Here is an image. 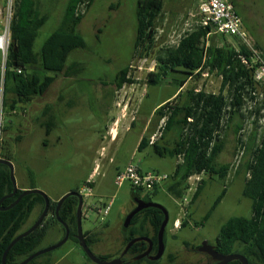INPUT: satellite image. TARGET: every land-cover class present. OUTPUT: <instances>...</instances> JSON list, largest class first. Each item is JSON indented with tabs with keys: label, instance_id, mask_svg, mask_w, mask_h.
<instances>
[{
	"label": "rangeland",
	"instance_id": "1",
	"mask_svg": "<svg viewBox=\"0 0 264 264\" xmlns=\"http://www.w3.org/2000/svg\"><path fill=\"white\" fill-rule=\"evenodd\" d=\"M236 1L242 9L241 16L251 43L254 48L259 47L260 51H257L264 57V0ZM11 2L0 0V33L3 32ZM138 2L139 0H94L86 12L77 30L87 46L85 49L75 50L68 58V66L76 63L80 69L75 79L65 80L63 84L67 107H62L66 112L61 111L59 129L54 133V136L59 134L62 137V142L58 146L54 142V150L44 147L43 131L40 129H35L31 137L21 142L22 144L14 143L22 116L12 114L9 107L4 108V129L8 127L10 131L8 150L13 154L17 167L22 168L27 182L29 180L36 183L43 189L38 190L47 194L50 200L57 199L71 189L90 188L93 196L89 197V204L95 205L98 200L111 204L105 223L92 210L86 219L83 216L84 233L97 226L100 228L95 235L100 239L98 247H92L96 256L116 258L125 245L123 224L134 208V190L130 182L118 186L115 183L117 174L134 163L142 169L171 177L179 162L178 159L156 156L150 147L140 151L139 145L144 137L149 138L158 131L162 120L156 115V111L177 96L178 86L171 82L183 77L172 73L160 83L148 86L149 74L158 69V57L168 47L175 45L180 35L196 25L200 0H165L163 12L152 30L155 43L149 54L143 48L135 52ZM38 3L41 13L48 16V21L39 31L35 43L36 52L59 29L68 0H38ZM207 39L210 44L219 46L224 43L238 46L241 43L232 37L220 38L215 34ZM126 67H129L128 77L133 83L118 90L115 86L116 77ZM40 74L42 77L52 75L45 72ZM60 77L62 76L59 75L57 79ZM221 83L222 78L217 73L204 72L191 78L182 92L195 90L219 94ZM59 85L60 82L50 92ZM252 96L254 99L248 97L239 113L229 115V124L224 133L225 150L218 158L219 164L231 165L228 177L222 179L219 175H201L193 178L188 181L190 189L182 200L169 192L171 181L153 196L152 202L162 205L169 216L166 250L161 264H170L168 256L171 254L176 257L175 264H209L210 255L198 248L204 242L215 244L222 227L232 218L252 215V200L243 193L249 178L247 166L264 134V84L257 83L256 93ZM240 125L241 130L238 129ZM114 128L117 133L112 140ZM160 134L161 131L154 134L157 135L155 140L163 145L177 137L172 132L162 139ZM5 137L6 134V143ZM26 167H29L32 174L30 171L29 174L26 172ZM203 179L205 188L198 200L193 201L198 184ZM225 189L226 194L221 203L206 220L205 217ZM185 199L188 201L184 203ZM83 215H86L84 210ZM37 217L38 212L35 211L24 229ZM176 220L187 222V225L175 229ZM106 222L110 229L106 227ZM55 228L42 242L41 250L62 240L57 241V230L60 227ZM145 228L153 235L148 224ZM105 230L107 231L104 232ZM187 243L188 246L185 245ZM240 247V244L236 245L237 250ZM46 260H53L52 264H96L70 239L50 253L49 257L39 259L36 264H44Z\"/></svg>",
	"mask_w": 264,
	"mask_h": 264
},
{
	"label": "trees",
	"instance_id": "2",
	"mask_svg": "<svg viewBox=\"0 0 264 264\" xmlns=\"http://www.w3.org/2000/svg\"><path fill=\"white\" fill-rule=\"evenodd\" d=\"M235 6L237 14L242 18L241 11L236 0H230ZM94 0H68L63 20L59 29L52 33L44 42L39 52L35 51V43L40 29L48 21V16L42 14L38 0H13L12 20L10 25L11 42L7 72L5 77L6 95L11 93L15 100L11 110H15L17 104H28L35 97L45 95L59 75L66 78L78 76L79 66L76 63L67 65L68 58L77 49H85L86 42L78 32V27L85 18V14L91 8ZM165 0H139L137 9L138 32L135 44V52L144 49L147 54L154 48L155 39L152 30L156 21L161 16ZM85 4L83 10L81 5ZM243 20V19H242ZM244 23V21H243ZM212 33L211 26L203 27L195 25L191 31L185 32L178 44L168 47L158 57V69L149 74L148 86L160 83L172 73L181 74L180 79H173L172 84L178 86L177 96L160 108L156 115L165 121L161 129V138L165 139L169 133H176L177 137L165 145L157 140L150 145L151 136L144 137L139 145V150L152 148L153 153L161 158H181L174 174L171 176L169 192L182 200L187 190L190 189L188 181L193 176L219 175L226 179L231 171V165L219 164L218 158L224 152L226 140L224 137L226 126L229 124V115L239 113L248 97L254 99L257 82L254 74L257 64L253 63V53L241 43L238 46L223 44L221 46L210 44L207 36ZM217 35V34H215ZM220 38L224 36L217 35ZM238 40V38H233ZM239 41V40H238ZM209 44H208V43ZM259 50V47H256ZM260 51V50H259ZM246 58L249 65L243 63ZM41 69L51 76L42 77L35 69ZM21 72H18V71ZM204 72L217 73L222 78L221 92L219 94L203 91L188 90L182 92L186 83ZM129 67L121 70L115 81V86L121 90L126 84L133 81L128 77ZM51 112L46 109V115ZM242 129V125L238 127ZM2 158L12 161L10 153H4ZM249 178L245 183L244 196L252 200V215L250 217H235L229 220L221 229L216 240V250L223 255L241 254L245 256L249 264H264V134L253 152V159L247 166ZM205 188V180L198 184L193 201L198 200ZM133 197L141 198L147 202L153 201V196L158 189L151 193L143 194L133 188ZM80 192V188L75 190ZM13 192L10 170L6 165H0V201ZM24 191L3 201V208L10 206ZM226 194V189L216 200L213 208L207 214V220ZM45 207V200L40 195H28L10 210L0 209V264L3 255L12 241L24 230L36 207ZM56 202L51 201L49 220L42 224L29 236L21 239L9 252L6 263L19 264L35 252L40 250L42 242L48 236L51 226L60 225L55 217ZM77 207L78 200L75 197L68 198L61 209V219L70 226V240L77 239ZM83 220V217H82ZM164 221V214L156 208L145 209L134 217L128 231L124 232L126 246L132 240L139 237L150 238L153 243L152 255L158 250V232ZM149 225L151 232L145 230ZM187 225L183 222L181 227ZM65 233V231H64ZM167 231H165L166 242ZM86 241L91 250L96 243V236L85 234ZM241 249L237 250L236 245ZM188 246V243L185 244ZM149 248V244L141 241L134 244L129 253L132 256H140ZM52 253V252H51ZM50 253L34 259L30 264H36L43 257H49ZM103 260H110V256H98ZM170 264H175L176 257L168 256ZM161 264L159 261H151L144 258L135 264ZM46 264H52L48 260ZM230 264H241L238 261Z\"/></svg>",
	"mask_w": 264,
	"mask_h": 264
},
{
	"label": "built area",
	"instance_id": "3",
	"mask_svg": "<svg viewBox=\"0 0 264 264\" xmlns=\"http://www.w3.org/2000/svg\"><path fill=\"white\" fill-rule=\"evenodd\" d=\"M10 3V8L4 20L3 32L0 33V95H1V110H0V160H2V148L4 145V100H5V77L7 72V62L9 58V48L11 42V31L10 25L12 20V3ZM85 4L81 5V8H84ZM197 22L196 25H201L203 27L211 26L212 33H209L207 38L212 34H217L224 37L238 38L241 41L242 45L246 46L252 53L253 63L257 64V68L254 74V79L257 83L264 84V57L259 54V52L254 48L251 43L250 35L244 27L242 18L237 14L235 6L230 0H200L198 13L196 14ZM193 28V27H192ZM190 28L187 31H191ZM186 31V32H187ZM185 34V33H184ZM180 35L176 44L182 39L183 35ZM175 44V45H176ZM243 63L249 65L246 58H242ZM18 72H21L20 70ZM164 121V120H163ZM164 124V122H163ZM154 135L151 138L150 145L154 144L155 140ZM161 136V134H160ZM181 162V158H179ZM199 176H193L189 180ZM171 177L167 174H162L159 172H144L140 166L130 163L124 172L117 174L115 183L118 186H122L125 182H130L133 188L139 190L143 194L151 193L156 189H162L169 181ZM199 179V178H197ZM84 197V207L83 210L86 213L84 218H87V214L92 210L98 214V217L102 222L107 219L111 204L102 202L98 200L95 205L89 204V197L93 196L92 190L90 188L82 190L80 192ZM188 200L185 199L184 203ZM87 210V212H86ZM182 223L180 220H176L174 223L175 229H180Z\"/></svg>",
	"mask_w": 264,
	"mask_h": 264
},
{
	"label": "water",
	"instance_id": "4",
	"mask_svg": "<svg viewBox=\"0 0 264 264\" xmlns=\"http://www.w3.org/2000/svg\"><path fill=\"white\" fill-rule=\"evenodd\" d=\"M0 165H6L8 166L9 170H10V176H11V181L13 184V192L11 194H9L8 196L4 197L1 201H0V209L1 210H10L13 207H15L21 200L23 197L28 196V195H40L44 198L45 200V207L44 210L42 212V214L40 215V217L38 218V220L26 231L22 232L21 234H19V236H17L12 243L8 246L6 252L3 255V259H2V264H7L6 263V259L7 256L9 254V252L11 251V249L23 238L29 236L30 234H32L34 231H36L45 221V219L47 218L48 214H49V210H50V206H51V200L48 197L47 194H45L44 192L38 190V189H32V190H28L25 191L24 193H22L10 206L3 208V201L6 199H11L13 197H15L18 194V186H17V182H16V178H15V169H14V164L6 159H2L0 160ZM71 197H75L78 199V207H77V239L79 241V246L81 247V249L84 251V253L86 254V256L93 261L96 264H125L123 261V258L127 255L128 251L130 250V248L136 244L137 242H141L144 241L146 243L149 244V248L148 250L136 257L132 262H136V261H140L144 258H148L151 261H159L163 258L165 250H166V245H165V231L166 228L168 226L169 223V216H168V212L167 210L160 204L154 203V202H147L141 198H136L135 199V203L137 204V207L128 214V216L126 217L125 221H124V229H128L132 223V220L134 219V217L136 215H138L140 212H142L145 209H149V208H156L159 209L163 212L164 214V221L162 223V226L158 232V250L157 253L155 255H152V251H153V246L154 243L150 238L147 237H139L136 238L134 240H132L124 249V251L122 252V254L120 255L119 258H115V259H111V260H103L101 258H99L98 256H96L93 251L91 250L90 246L88 245L87 241H86V237L85 234L83 232V228H82V215H83V196L80 192H76V191H71L69 193H67L66 195H64L59 202L57 203V207L55 210V217L57 219V222L62 226L63 230L65 231V235L63 237V239L47 248V249H42L39 250L37 252H35L34 254H32L31 256H29L28 258H26L24 261H22L19 264H29L31 263L34 259L41 257L45 254L51 253L57 249H59L60 247H62L64 244H66L69 239H70V226L68 225V223H66L65 221H63L61 219L60 213H61V209L63 204L65 203V201L68 198ZM201 252H205L207 254H209L213 260L217 261V264H228L234 261H238L241 264H249L248 259L241 255V254H231V255H223L222 253L218 252L215 248V246L209 244L208 242H204L202 244V246L199 249Z\"/></svg>",
	"mask_w": 264,
	"mask_h": 264
},
{
	"label": "crops",
	"instance_id": "5",
	"mask_svg": "<svg viewBox=\"0 0 264 264\" xmlns=\"http://www.w3.org/2000/svg\"><path fill=\"white\" fill-rule=\"evenodd\" d=\"M34 69L38 73H44L41 69H39V67L31 69V72H33ZM61 76L62 77L58 78L52 84V86L50 87V89L48 90V92L45 95L40 96V97H35L28 104H17V105H15V110H13V111L11 110L12 111V114L17 115V116H22V119L19 122L17 134H15V137H14V141H13L14 143L22 144L21 142H23V141L25 142V140H27L28 137H31V135L33 134V132L35 131V129H37V130L40 129V130L43 131L42 132V136H44L43 144H44V147L46 149H53L54 150V148H53V147H55L54 146V142H55L56 146H58L62 142V137L59 136V134L57 136H54V133H55L56 130L59 129V116L61 115L60 114L61 111L63 113L66 112V110H64L62 107H67L66 97H65V92H64V85L63 84H64L65 80H72V79H75V77L66 78L63 75H61ZM59 82H60L59 87L57 86L55 88V90L51 93L50 92L51 91V88L54 87V85H57ZM71 82H69V84ZM7 95H8V98H7V103H8L7 104V107H9V109H11V105L13 104V101L15 100V97L11 93H9ZM48 107H50L51 112L46 115V109ZM161 122H162V124H160V126L158 127L159 128L158 131L155 132L154 134H157L158 132L161 131V129L163 127V121H161ZM150 127L148 129V132L150 130ZM9 132L10 131H9L8 127H7V129L5 131V134H6V137H5L6 143H5L4 153H10V151L8 150V141L10 139V137H9V134L10 133ZM40 133H41V131H40ZM116 133H117L116 132V129L114 128L113 129L112 140L115 139ZM108 134H110V133H108ZM111 135H112V132H111ZM12 156H13V154H12ZM11 162L14 164L15 178H16V181L18 180L17 181V186H18V189L19 190L25 192V191L32 190V189H42L41 187L39 188L36 185V183H33V182L31 183V182H29V180L27 182L26 177H25V174L22 171V168L19 169L17 167L16 163L14 162V158L12 159ZM140 168L142 169V167H140ZM27 169H26L27 170L26 172L29 174V171H30V173L32 174L31 170H29V167ZM96 169H97V167H96ZM142 171H144V172H150V171H148L146 169H142ZM72 190H75V189H71V190H69L68 192H66L64 194H67V193L71 192ZM64 194L61 195L60 197H58L57 199H52L51 201L58 203L59 200L64 196ZM35 211L38 212L37 219L33 223L29 224V226L26 229H23L24 231L28 230L38 220V218L40 217V215L43 212L42 211V207H40V206H38V207H36L34 209L32 215L35 213ZM104 223H103V225H104ZM56 226H59L60 227L57 230L58 233H59V236H58L59 238H58L57 241H60L64 237V230L62 229V226L61 225H56ZM106 227H108L110 229V226H109L108 222H106ZM108 228H107V230H108ZM55 229L56 228H54V231H55ZM98 229H100L99 226L95 227V229L88 230L84 234H87L89 236L90 235H93V234L96 235L98 233L97 232ZM107 230H105L104 232H106ZM96 240H97L96 243L93 245V247H95V248L98 247V243L100 242L99 237L98 238L96 237ZM40 250H41V248H40ZM47 262H48V260H46L44 262V264H46ZM52 263H53V260H52Z\"/></svg>",
	"mask_w": 264,
	"mask_h": 264
},
{
	"label": "flooded vegetation",
	"instance_id": "6",
	"mask_svg": "<svg viewBox=\"0 0 264 264\" xmlns=\"http://www.w3.org/2000/svg\"><path fill=\"white\" fill-rule=\"evenodd\" d=\"M82 190L80 189V192H81ZM135 199L136 198H134V202H135ZM78 200V199H77ZM84 197H83V207H84ZM137 207V204L136 203H134V208L131 210V212L135 209ZM130 212V213H131ZM126 219V218H125ZM48 220H49V216H47V218L45 219V221H44V223L43 224H46L47 222H48ZM125 221V220H124ZM54 228H55V226H51L50 227V229H49V231H48V234L50 233V232H52V230H54ZM130 228V227H129ZM129 228L128 229H124L125 231H128L129 230ZM63 229V228H62ZM64 235H65V233H64ZM129 244V243H128ZM127 244V245H128ZM126 245V246H127ZM211 245H213V246H215V248H216V244H211ZM126 246H124V248H123V250L121 251V253L118 255V257H116V258H119L120 257V255L122 254V252L124 251V249L126 248ZM198 250H199V248H198ZM136 257H138V256H132V255H130V253H129V251H128V253H127V255L123 258V261H124V263L125 264H135L136 262H132ZM112 259H115V258H112ZM209 259H210V263L209 264H217L218 262L217 261H215V260H213V258L212 257H210L209 256ZM111 260V259H110ZM228 264H230V263H228Z\"/></svg>",
	"mask_w": 264,
	"mask_h": 264
}]
</instances>
